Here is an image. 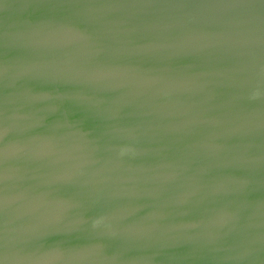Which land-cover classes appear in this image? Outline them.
Returning a JSON list of instances; mask_svg holds the SVG:
<instances>
[{
  "label": "water",
  "instance_id": "1",
  "mask_svg": "<svg viewBox=\"0 0 264 264\" xmlns=\"http://www.w3.org/2000/svg\"><path fill=\"white\" fill-rule=\"evenodd\" d=\"M0 264H264V0H0Z\"/></svg>",
  "mask_w": 264,
  "mask_h": 264
},
{
  "label": "clouds",
  "instance_id": "2",
  "mask_svg": "<svg viewBox=\"0 0 264 264\" xmlns=\"http://www.w3.org/2000/svg\"><path fill=\"white\" fill-rule=\"evenodd\" d=\"M260 96H261V92L259 90H255V91L252 92V94H251V96L249 98L252 99V100H256ZM131 151H132V149H130L128 147H124V148L121 149L120 155L121 156L126 155L129 152H131ZM100 223H101L100 219L94 220L93 221V227H97Z\"/></svg>",
  "mask_w": 264,
  "mask_h": 264
}]
</instances>
